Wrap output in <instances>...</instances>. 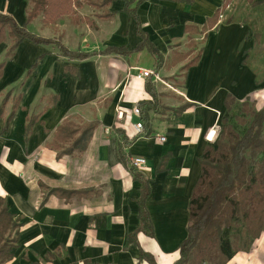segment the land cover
I'll use <instances>...</instances> for the list:
<instances>
[{"label": "crops", "instance_id": "0c3cea01", "mask_svg": "<svg viewBox=\"0 0 264 264\" xmlns=\"http://www.w3.org/2000/svg\"><path fill=\"white\" fill-rule=\"evenodd\" d=\"M94 1L97 7L75 0L69 15L45 21L40 14L27 23L29 0H0L1 14L52 42L25 40L11 57L8 38L0 44V199L18 225L12 258L0 264H147L138 262L139 249L156 264H173L187 238L198 160L212 144L208 131L218 132L226 97L234 105L246 99L264 105V0H253L259 3L254 6L232 0L204 40L200 31L223 0H146L136 14L163 59L158 70L147 50L131 52L142 39L124 11L130 0ZM187 26L198 32L185 33ZM60 46L88 57L71 59ZM198 47L200 59L185 74L187 60L169 66L174 54L193 55ZM107 49L130 53H102ZM139 69L156 73L175 92L153 78L137 79ZM147 80L154 100L145 90ZM135 107L140 117L131 114ZM117 111L123 112L120 121ZM138 122L140 134L134 129ZM89 124L96 128L83 151L81 143L71 153L65 149L80 132L61 148L62 126ZM133 157L145 166L130 167ZM142 183L148 188L144 206L151 237L140 230ZM52 189L91 192L65 199ZM130 235L138 247L127 246ZM226 264H264V233Z\"/></svg>", "mask_w": 264, "mask_h": 264}, {"label": "trees", "instance_id": "16d2710c", "mask_svg": "<svg viewBox=\"0 0 264 264\" xmlns=\"http://www.w3.org/2000/svg\"><path fill=\"white\" fill-rule=\"evenodd\" d=\"M88 3L97 7V2L87 0ZM146 0H130L126 2L125 13L135 21L136 33L142 42L131 52H139L143 49L157 61L156 69L163 66V59L159 51L148 41L147 35L140 29V23L136 14L137 7ZM190 5L194 0H167ZM232 0H223L213 16L209 18L202 28L203 40L206 38V31L211 30L218 23L222 13L228 8ZM252 6L259 3H252ZM75 0H29L30 8L27 12V23L31 22L38 15L43 14L45 21L55 20L59 17L69 15L73 9ZM132 3H136L134 8H130ZM108 1L103 2V6ZM185 33H197L198 29L185 27ZM10 39V45L6 57L13 56L18 46L25 40L34 44H52L50 40H44L30 34L25 27L18 26L14 20L0 13V44L6 39ZM202 40V41H203ZM193 44L188 43L192 48ZM61 53L71 59H85L88 55L71 53L63 46H60ZM128 55L130 52L124 49H107L104 52ZM192 56V51L184 54H174L169 66H175L179 62L188 60ZM201 50H198L194 58L187 61L182 67L184 74L199 61ZM4 64H0V78ZM150 79V78H149ZM146 92L154 100L156 92L151 80L145 83ZM248 99H246L247 101ZM246 101L242 103L243 110L248 114L250 123L242 136L234 133L230 125H227L226 116L235 100L226 97V112L221 119L222 133L220 137L209 144L198 163L201 168L200 177L193 189L189 201V218L187 227V238L179 247V258L173 264H226L238 252H248L255 240L264 233V108L258 112L246 108ZM150 106L151 103H149ZM188 104L176 109V114H181L188 108ZM15 110V109H14ZM13 110V111H14ZM12 116V115H11ZM10 116V117H11ZM148 121L147 116H142ZM8 122V121H7ZM145 122V123H146ZM31 121L27 125V131L31 128ZM242 124H246L243 122ZM73 127V126H72ZM62 126L57 135L61 148L69 142L70 135L73 138L75 133H81L78 140L70 142L67 152L71 153L74 148L80 147L84 150L87 141L90 139L96 124H89L79 129L76 127ZM3 130H6V125ZM57 139V140H58ZM68 144V143H67ZM66 152V151H65ZM60 154H64V151ZM119 160L123 162L120 153ZM166 160V159H165ZM163 160V161H165ZM139 175L135 176L137 180ZM143 181V180H142ZM91 191H66L62 189H52L51 194L59 195L65 199L80 198L84 193ZM148 194L146 184L142 183L141 198L139 199V219L140 230L147 236H152V225L145 210V200ZM0 263L9 261L12 258L10 253L17 243L16 231L18 225L13 221L8 213L5 201L0 199ZM11 228V229H10ZM11 239L2 241L3 234L12 231ZM127 246L138 247L135 235L127 238ZM138 262L156 264L153 258L139 249Z\"/></svg>", "mask_w": 264, "mask_h": 264}, {"label": "rangeland", "instance_id": "374dc122", "mask_svg": "<svg viewBox=\"0 0 264 264\" xmlns=\"http://www.w3.org/2000/svg\"><path fill=\"white\" fill-rule=\"evenodd\" d=\"M243 9H249L248 4L245 3ZM10 41L11 40L8 39L6 43H10ZM201 42L202 41H200L199 44ZM198 49H199V47L194 50V54L192 56H190L187 61H189V60L194 58L195 53L198 51ZM182 76H183V74H181L180 77H182ZM262 104H260L259 102L257 103V101H255L253 99H248L246 101V108L249 109V110H253L255 112H258V111H260V110H262L264 108V105L261 107ZM226 119H227V122H228L227 125H230V127L233 129L234 133L238 134L239 136L243 135V133L245 132V130H247V128L249 126V123H250V118H249L248 114L243 110L242 103L233 105L231 107L229 113L227 114ZM243 122H246V124H242ZM222 127L223 126L220 123L219 129H218V132H217L216 140L220 137V135L222 133ZM263 134H264V126H263ZM0 211H1V209H0ZM10 229H9L8 232L3 234L4 235L3 238H2L3 242L8 240V239H11V237L13 236L14 228H13L12 231H10Z\"/></svg>", "mask_w": 264, "mask_h": 264}, {"label": "built area", "instance_id": "2783aa9c", "mask_svg": "<svg viewBox=\"0 0 264 264\" xmlns=\"http://www.w3.org/2000/svg\"><path fill=\"white\" fill-rule=\"evenodd\" d=\"M220 18H221V16H220ZM136 78L139 79V80H145V79H148V78H153L158 83H161L164 86H166L167 88H169L172 91H174L172 89V87H170L169 85L165 84V82L163 80H161L158 77V75L156 73L152 72V71H147V70H141V69H139L137 71ZM131 114L140 117L141 112H140V110L138 108L135 107V108H133ZM122 118H123V112L122 111H117L116 112V119L118 121H120V120H122ZM134 129H135V131H136L137 134L142 133L143 132V123L142 122H138L136 125H134ZM216 138H217V130H216V127H215V128H213V129H211V130L208 131V133L206 135V140L209 143H213ZM158 141L161 142V143H164L165 142V138L164 137H160L158 139ZM145 164H146V161L144 159H142V158L133 157V158H130L129 159V165H130V167H132L134 169H138L140 167H143V166H145Z\"/></svg>", "mask_w": 264, "mask_h": 264}]
</instances>
